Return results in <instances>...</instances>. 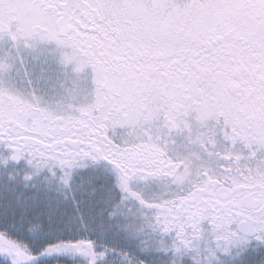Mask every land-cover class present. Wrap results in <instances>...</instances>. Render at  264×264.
<instances>
[{
	"label": "snow or ice",
	"instance_id": "6c2138e0",
	"mask_svg": "<svg viewBox=\"0 0 264 264\" xmlns=\"http://www.w3.org/2000/svg\"><path fill=\"white\" fill-rule=\"evenodd\" d=\"M0 264H264V0H0Z\"/></svg>",
	"mask_w": 264,
	"mask_h": 264
}]
</instances>
